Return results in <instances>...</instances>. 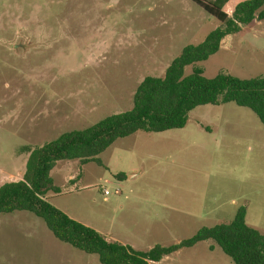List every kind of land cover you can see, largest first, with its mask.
<instances>
[{
	"label": "rangeland",
	"instance_id": "rangeland-1",
	"mask_svg": "<svg viewBox=\"0 0 264 264\" xmlns=\"http://www.w3.org/2000/svg\"><path fill=\"white\" fill-rule=\"evenodd\" d=\"M242 1L230 0L227 14ZM221 25L195 0H0V187L22 180L29 149L130 110L144 78L163 77ZM196 66L207 78L264 76V21L227 35ZM99 158L58 162L60 193L48 199L105 238L169 247L231 222L240 207L264 233V126L247 108L199 106L184 128L138 131ZM0 264L101 263L17 211L0 217ZM151 264L234 263L210 240Z\"/></svg>",
	"mask_w": 264,
	"mask_h": 264
},
{
	"label": "trees",
	"instance_id": "trees-1",
	"mask_svg": "<svg viewBox=\"0 0 264 264\" xmlns=\"http://www.w3.org/2000/svg\"><path fill=\"white\" fill-rule=\"evenodd\" d=\"M195 1L222 25L212 30L200 44L184 47L163 77L144 78L134 93L130 110L29 149L22 180L0 187V217L17 211L33 213L46 223L57 240L97 255L101 264H151L183 248L210 240L234 264H264V234L247 224L245 207H240L229 223L203 227L193 237L169 247L157 245L148 251H139L107 240L95 229L70 218L47 197L51 191L60 193L51 176L58 162L77 160L82 164H101L100 154L118 139L138 131L161 133L184 128L191 111L199 106L234 103L251 110L264 126V76L241 79L219 73L207 78L196 66L217 54L227 35L236 34L255 21H264V0L239 2L231 16L225 11L230 0ZM189 66L193 71L186 75Z\"/></svg>",
	"mask_w": 264,
	"mask_h": 264
},
{
	"label": "crops",
	"instance_id": "crops-1",
	"mask_svg": "<svg viewBox=\"0 0 264 264\" xmlns=\"http://www.w3.org/2000/svg\"><path fill=\"white\" fill-rule=\"evenodd\" d=\"M69 179H71V180H74V177H69ZM47 197H49V195H47ZM246 221H247V216H246ZM250 225V224H249ZM251 227H254V228H256V229H258L256 226H253V225H250ZM259 230V229H258ZM260 231V230H259ZM261 232V231H260ZM262 233V232H261ZM262 234H264V233H262ZM107 240H109V241H113V240H110V239H108V238H106ZM125 245V244H124ZM133 248V247H132Z\"/></svg>",
	"mask_w": 264,
	"mask_h": 264
},
{
	"label": "built area",
	"instance_id": "built-area-1",
	"mask_svg": "<svg viewBox=\"0 0 264 264\" xmlns=\"http://www.w3.org/2000/svg\"><path fill=\"white\" fill-rule=\"evenodd\" d=\"M104 193H105L106 197L109 195V191L108 190H105Z\"/></svg>",
	"mask_w": 264,
	"mask_h": 264
},
{
	"label": "water",
	"instance_id": "water-1",
	"mask_svg": "<svg viewBox=\"0 0 264 264\" xmlns=\"http://www.w3.org/2000/svg\"><path fill=\"white\" fill-rule=\"evenodd\" d=\"M23 176L26 174V171L22 172Z\"/></svg>",
	"mask_w": 264,
	"mask_h": 264
}]
</instances>
